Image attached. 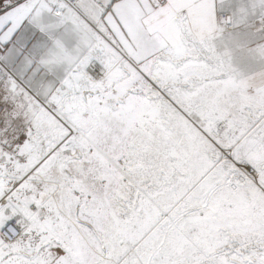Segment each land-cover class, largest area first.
Wrapping results in <instances>:
<instances>
[{
  "label": "snow or ice",
  "instance_id": "1",
  "mask_svg": "<svg viewBox=\"0 0 264 264\" xmlns=\"http://www.w3.org/2000/svg\"><path fill=\"white\" fill-rule=\"evenodd\" d=\"M0 264H264V0H0Z\"/></svg>",
  "mask_w": 264,
  "mask_h": 264
}]
</instances>
